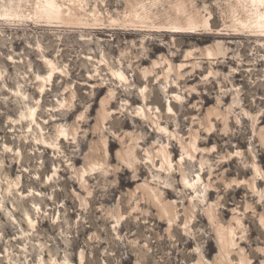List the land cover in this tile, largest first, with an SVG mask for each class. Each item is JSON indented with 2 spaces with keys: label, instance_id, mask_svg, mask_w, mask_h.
Segmentation results:
<instances>
[{
  "label": "rangeland",
  "instance_id": "1",
  "mask_svg": "<svg viewBox=\"0 0 264 264\" xmlns=\"http://www.w3.org/2000/svg\"><path fill=\"white\" fill-rule=\"evenodd\" d=\"M37 1L0 16V264H264L253 25L241 31L229 0H56L63 21L35 16ZM210 12L211 28L172 32ZM181 169L201 174L197 192Z\"/></svg>",
  "mask_w": 264,
  "mask_h": 264
},
{
  "label": "bare ground",
  "instance_id": "2",
  "mask_svg": "<svg viewBox=\"0 0 264 264\" xmlns=\"http://www.w3.org/2000/svg\"><path fill=\"white\" fill-rule=\"evenodd\" d=\"M22 2H26V0H8V3L3 7V10L2 12L0 13V16H2L3 18L5 17H11L12 16V19L13 17L15 18H19L23 15H20L18 14V11L20 10L21 6H22ZM176 2V1H175ZM181 2V1H180ZM183 2V1H182ZM230 2V6L233 7V21L236 22L235 24H237L238 26H240L241 28V31H244L245 29L249 28L250 26L249 25H253L252 26V30L254 31V34L253 36H258V37H263L264 38V0H229ZM177 3V2H176ZM175 4V3H174ZM183 4V3H182ZM176 5V4H175ZM237 6L240 7V9L246 14V17L245 18H241L239 16V14H235L237 12ZM185 7V6H184ZM183 7V5H179V3L176 5V10L177 12L182 15L184 13V10L185 9ZM135 8V7H134ZM141 8L143 9L141 13H138V12H134L133 14L135 15V17L137 18H140V19H144L146 16H147V11L144 7V5L141 6ZM137 9V8H136ZM33 10H34V15L35 16H38L40 18H44L46 20H50V19H53V20H59V21H63V18H65V16L67 17H72L73 16V13L71 12V9L69 7H67V12L63 10V5L58 3L56 0H38L35 4H34V7H33ZM141 10V9H140ZM211 11V10H210ZM31 14V13H30ZM29 15V14H28ZM32 16V15H31ZM34 16V17H35ZM29 17V16H28ZM185 18V17H183ZM8 19V18H7ZM41 19V20H42ZM43 19V20H44ZM68 19V18H67ZM75 20L77 18H74ZM139 19V20H140ZM40 20V21H41ZM42 20V21H43ZM96 20V19H95ZM45 21V20H44ZM81 21V19H80ZM97 21V20H96ZM47 22V21H46ZM57 22V21H55ZM73 22V21H71ZM68 23V22H67ZM142 23V22H141ZM78 24H84V23H78ZM87 24V23H86ZM84 26V25H83ZM200 26H203V27H206V28H211V12L209 13L208 16H203V19L202 21H198L193 15H189L186 17V24L183 26V25H179V24H176L174 26V30L172 31L173 33H194L196 32L197 29H199ZM85 28V27H84ZM236 28V26H235ZM200 30V29H199ZM251 30V31H252ZM223 32H216L215 35L217 36H221ZM213 34V33H212ZM225 34V33H223ZM262 45H264V40L262 41ZM216 46V50L214 49H211L209 48L207 50V54L211 57V58H215L219 53H222L220 51V46H221V43L218 42L215 44ZM176 57V56H175ZM157 63V62H156ZM155 63V64H156ZM47 64L53 66V63L52 61H50L49 59H47ZM56 67V66H54ZM52 67H50L51 69V72L50 74L48 75V78H51L53 77L52 80L55 79V76H56V73H59L58 71H55L56 69ZM211 71V70H210ZM118 76L119 77H123V73H118ZM40 77V76H38ZM37 79V78H36ZM121 79V78H120ZM49 80V79H48ZM43 86V84H42ZM41 86V87H42ZM193 97V96H192ZM226 97V96H225ZM175 103V100H172L168 103L167 105V108L169 111L173 110V107H172V104ZM79 106V105H78ZM34 115H35V112H34V109H31V108H28L26 112H24L22 114V119L24 120H28V121H33L35 118H34ZM216 117V116H215ZM35 122V121H34ZM212 122V119L210 120L209 123ZM128 122H123V126H128ZM158 127L160 130H166V128L164 127H161L159 124H158ZM214 127V126H213ZM65 131L66 130H63L61 131V134L63 135H67L65 134ZM67 133V131H66ZM69 134V133H68ZM153 134V132H152ZM152 134H150L147 139H149ZM198 136V135H196ZM66 137V136H65ZM218 138V137H217ZM262 138V137H261ZM197 139V138H196ZM264 139V138H262ZM61 140H63V137H61ZM209 140V138H208ZM45 141V140H44ZM263 141V140H262ZM191 142V141H190ZM200 142V141H199ZM205 142V141H203ZM192 143V142H191ZM193 148L194 149V152L196 150H198V145H196V140L193 142ZM192 152V151H191ZM187 153V152H186ZM188 156L190 157V160L193 159L194 157V154H191V153H187ZM149 155V154H148ZM163 158H164V162L169 166H171L172 162H173V159H172V156L170 155V152H163ZM180 162H181V159H180ZM179 162V164H180ZM201 164V167L203 165V162H200ZM255 165V164H254ZM162 166V165H161ZM219 168H215L213 172H215L216 170H219ZM168 170V169H167ZM184 171V170H183ZM182 171L181 169V179H180V182L178 183V185H181L183 187H190L193 189L194 192H197V185L198 183H202L203 181L202 180V177H201V174L197 173V176H196V179H188L187 176L184 174V172ZM255 171L258 172V168L255 166ZM230 170L227 171V173H229ZM204 174V171L203 173ZM261 174V173H260ZM257 184V183H256ZM206 186V185H204ZM209 186V185H208ZM206 188V187H205ZM212 188V187H211ZM171 189L166 187V193L167 194H170L171 193ZM210 191H212V189H210ZM171 195V194H170ZM223 209V208H222ZM28 221L29 222H32V219L28 216ZM225 229V228H224ZM226 230V229H225ZM222 232V231H221ZM225 232V231H224ZM229 232H231V230H229ZM234 234V233H233ZM229 238V237H228ZM220 241L222 242V244H226L228 239L226 238V236L224 235H220ZM230 242V241H228ZM235 244V243H234ZM222 247V246H221ZM224 248V247H223ZM43 262V261H42Z\"/></svg>",
  "mask_w": 264,
  "mask_h": 264
}]
</instances>
